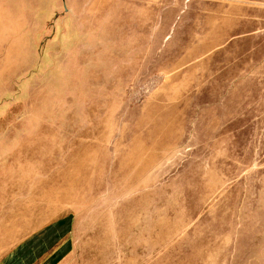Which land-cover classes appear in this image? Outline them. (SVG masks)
I'll list each match as a JSON object with an SVG mask.
<instances>
[{"label": "rangeland", "instance_id": "obj_1", "mask_svg": "<svg viewBox=\"0 0 264 264\" xmlns=\"http://www.w3.org/2000/svg\"><path fill=\"white\" fill-rule=\"evenodd\" d=\"M0 264H264V0H0Z\"/></svg>", "mask_w": 264, "mask_h": 264}]
</instances>
